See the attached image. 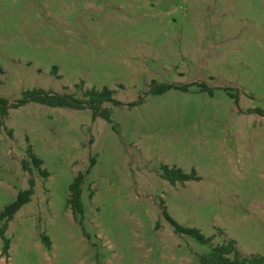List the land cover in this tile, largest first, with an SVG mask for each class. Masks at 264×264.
Here are the masks:
<instances>
[{
  "label": "rangeland",
  "instance_id": "rangeland-1",
  "mask_svg": "<svg viewBox=\"0 0 264 264\" xmlns=\"http://www.w3.org/2000/svg\"><path fill=\"white\" fill-rule=\"evenodd\" d=\"M152 84L190 87L152 96ZM103 88L121 104L102 106L111 123L8 110L0 212L29 178L34 193L7 223L0 264H199L210 247L176 234L162 208L212 245L264 255V0H0L1 98ZM28 150L40 170L22 169ZM89 163L74 218L68 187ZM163 166L198 180L171 186Z\"/></svg>",
  "mask_w": 264,
  "mask_h": 264
},
{
  "label": "trees",
  "instance_id": "trees-1",
  "mask_svg": "<svg viewBox=\"0 0 264 264\" xmlns=\"http://www.w3.org/2000/svg\"><path fill=\"white\" fill-rule=\"evenodd\" d=\"M195 85L201 87L203 92L205 91L203 89V86H201L200 84ZM189 87L190 85L177 86L174 84H152L149 94H151L152 96H159L165 94L170 90L187 92ZM112 95L113 91L107 88H103L99 91L89 90L87 92H84L82 98L78 99L71 94H59L39 89L23 93L22 98L13 103H9L6 99L0 97V127L4 126L2 121L7 117L8 110L17 109L28 103L38 104L48 108L68 109L76 111L89 110L92 120L100 118L108 123H111L109 110L103 108L102 106L105 103H110L114 106H121L120 103L113 100ZM139 103L140 102H138L137 104ZM133 106H135V104H131L129 107ZM28 159L29 160L23 159L21 161V167L22 169H24V171L30 173L31 171L29 166H32L36 170H40L42 162L38 158H36L30 150H28ZM89 164V168L86 169L84 174H78L68 187V199L66 201V204L69 207L74 218L79 217V219H82V184L85 175L89 173L90 167L92 166L91 163ZM41 173L46 176L44 172ZM161 178L171 186H174L175 184L183 185L185 182L198 180L194 172L185 174L178 168H168L166 166L162 167ZM27 183L28 188L24 191H20L16 195L15 200L0 212V222H3V225L0 228V238L3 241V255H6L8 250V240L4 238L7 223L12 220L13 216L18 210H20L21 207L29 203L31 196L34 193L33 180L29 178ZM162 215L176 234L190 237L197 241L200 245H207L210 247L208 253L198 256L199 264H264V255L243 256L236 249L233 240H227L222 244L212 245L213 237L206 238L196 229L183 228L179 226L168 216L164 208H162ZM42 242L44 243L45 247L49 249L50 245L47 237H42Z\"/></svg>",
  "mask_w": 264,
  "mask_h": 264
}]
</instances>
